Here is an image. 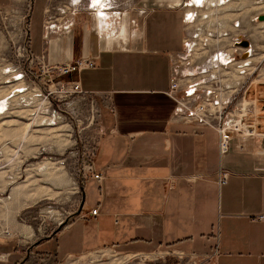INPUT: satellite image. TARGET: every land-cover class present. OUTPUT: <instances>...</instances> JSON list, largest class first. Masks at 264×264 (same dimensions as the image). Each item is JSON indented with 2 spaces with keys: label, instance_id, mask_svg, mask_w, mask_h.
<instances>
[{
  "label": "crops",
  "instance_id": "crops-1",
  "mask_svg": "<svg viewBox=\"0 0 264 264\" xmlns=\"http://www.w3.org/2000/svg\"><path fill=\"white\" fill-rule=\"evenodd\" d=\"M178 1L134 0L119 3L117 12L99 5L101 14L85 0H31V52L47 63L94 57L93 68L69 79L78 80L84 94L104 97L108 109L98 124L84 209L40 240L0 234V264L109 248L264 264V132L243 150L231 142L220 154L213 128L175 113L169 78L188 71L178 64L185 35ZM8 4L19 8L16 0ZM62 5L68 8L63 15ZM72 5L81 11L72 12ZM49 16L69 20V30L44 26ZM221 170L228 172L225 183ZM94 207L97 215L90 216Z\"/></svg>",
  "mask_w": 264,
  "mask_h": 264
},
{
  "label": "rangeland",
  "instance_id": "rangeland-1",
  "mask_svg": "<svg viewBox=\"0 0 264 264\" xmlns=\"http://www.w3.org/2000/svg\"><path fill=\"white\" fill-rule=\"evenodd\" d=\"M8 1L0 4V232L40 240L80 212L98 124L108 107L102 96L69 94L68 87L62 90L55 79L41 76L37 65L21 53L31 0H16L19 8ZM85 1L88 7L89 0ZM132 1L120 0L125 7ZM215 4L199 10L195 21L183 29L189 44H195L182 52V61L185 56L193 60L185 66V75L205 68V82L214 75L229 80L237 67L234 64L224 68L229 73H219L211 64L213 55L219 47L227 49L231 38L247 40L252 47L248 69H256L249 77L241 74L238 81L246 83V94L255 99L257 132H264V0ZM71 7L81 11L78 5ZM177 7L184 26L183 11ZM62 8L68 11L65 5ZM232 59V63L240 62L238 53ZM23 264H213V260L212 255L171 250L125 253L109 248L61 260H40L34 254Z\"/></svg>",
  "mask_w": 264,
  "mask_h": 264
},
{
  "label": "built area",
  "instance_id": "built-area-1",
  "mask_svg": "<svg viewBox=\"0 0 264 264\" xmlns=\"http://www.w3.org/2000/svg\"><path fill=\"white\" fill-rule=\"evenodd\" d=\"M119 3L124 4L125 2L122 3L120 0H89L88 7L96 11L100 5V9L109 7L114 12H117L118 9L116 7ZM219 3L223 4L221 1H218L214 7L218 6ZM177 6L183 11V29H187V25L195 21L197 12L202 8L206 9L210 5L206 0H181L177 3ZM58 10L62 15L65 13L62 6ZM187 10H191L192 15ZM62 18L63 16L59 19L49 16L44 26L53 30L60 28L62 32H66L69 30L71 23L62 20ZM243 40L241 36L231 38L232 43L227 49L219 47L213 55L211 64L217 72L229 73L231 70L225 71V67L234 66V64L237 67L235 70L236 75H231L229 80L217 78L214 75L211 78L213 80L205 82L203 79L208 72L205 68L197 69L200 71L187 74L183 77L173 74L169 78V89L167 93L175 101V113L185 122L213 128L217 132V148L220 154L228 152L231 142L234 143L237 149L243 150L245 148L244 142L257 135L258 122L256 120L257 110L255 99L249 94H246L247 88L244 87L246 83L238 81V77L241 74L243 76L247 73L249 77L256 69L255 66H252L250 70L248 69L250 64L249 58L252 55V47L249 42L247 46L239 44ZM29 44L30 38L28 30L26 29L25 39L21 46V53L29 63L37 65L43 78H47L48 81L55 79L56 84L62 90L67 87L69 88L67 90L64 89L69 94H84L79 81L75 79L68 80V78L72 74L79 73L84 69L93 68L95 66L94 57L82 56L70 61L47 63L31 52ZM183 44L187 50H191L195 45L193 42L189 44L188 38L185 35L183 37ZM235 53H238L240 62L232 63V58ZM221 57H224L225 61H222ZM191 62L193 60H187L185 56L182 64L185 63L184 65L187 66L191 65ZM243 88H245L243 91L244 95L238 97L239 92ZM89 168L90 175H92L91 164ZM227 176L228 172L221 170L219 173V182L225 183ZM93 177L97 180L102 178L98 173L93 174ZM83 209L84 205L82 204L80 211ZM88 214L90 216H96L97 207L89 209ZM259 217L263 219L264 216L260 215ZM0 234L8 235V230H3ZM1 257H3V254L0 255Z\"/></svg>",
  "mask_w": 264,
  "mask_h": 264
},
{
  "label": "bare ground",
  "instance_id": "bare-ground-1",
  "mask_svg": "<svg viewBox=\"0 0 264 264\" xmlns=\"http://www.w3.org/2000/svg\"><path fill=\"white\" fill-rule=\"evenodd\" d=\"M218 1H221V3H224L225 2V0H206V2H209V3H211V2L218 3ZM105 9H109V7L108 8H105ZM96 11L102 14V12H101L102 10H96ZM187 12L190 13V15H192L191 10H187ZM239 44H241L242 46H247L248 45V41L243 40V41H240ZM221 60L222 61H225V58L224 57H221Z\"/></svg>",
  "mask_w": 264,
  "mask_h": 264
}]
</instances>
